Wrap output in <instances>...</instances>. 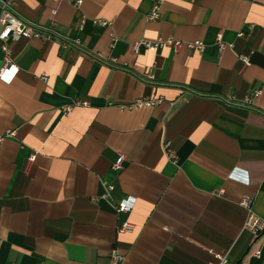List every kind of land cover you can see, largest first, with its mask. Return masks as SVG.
<instances>
[{
  "label": "crops",
  "instance_id": "1",
  "mask_svg": "<svg viewBox=\"0 0 264 264\" xmlns=\"http://www.w3.org/2000/svg\"><path fill=\"white\" fill-rule=\"evenodd\" d=\"M77 1L16 0L51 39L12 41L0 79V264H264L240 205L264 219V0ZM159 39L205 48L135 49Z\"/></svg>",
  "mask_w": 264,
  "mask_h": 264
},
{
  "label": "built area",
  "instance_id": "2",
  "mask_svg": "<svg viewBox=\"0 0 264 264\" xmlns=\"http://www.w3.org/2000/svg\"><path fill=\"white\" fill-rule=\"evenodd\" d=\"M163 0H155L152 10L147 17L148 21H155L160 18V5ZM77 6L82 4L81 0H78L75 3ZM16 0H0V41H1V52H2V61L3 65L0 69V79L4 81H11L14 76L18 73V68L12 63V51L10 48V43L15 41L21 37L31 38V39H51L47 34L42 35V31L21 19L17 13L15 12ZM96 24L100 26H108V23L105 21H97ZM217 46L220 51L225 50L228 46L223 42L222 35L219 34L216 39ZM141 47H144L148 51L156 52L158 49H162L164 47H171L175 52L181 50L183 47L189 50H198L199 52L204 51V44L201 42L195 43H183L179 41H174L173 39H159L156 42H145L142 41L135 45L136 51H138ZM239 60L242 64L241 71L242 73L251 66V60L249 56H239ZM45 80V77H43ZM159 103L157 99H142L136 101L133 105L126 106L123 109H133V108H152ZM66 115H69L72 111L71 107H66L63 109ZM12 136V134L8 135H0V143L3 142L7 137ZM166 152L168 158L172 161L176 160V155L174 151L170 148L169 143L165 145ZM124 156L120 155L116 162L113 165V169L115 171H120L124 167ZM107 193L113 190L112 186L106 187ZM105 198H108V194L105 195ZM134 199H126L117 207V212H129L134 207ZM242 207L247 210L248 217L244 223L243 230L251 233L254 237L260 236L264 234V219L255 214L252 210L251 200L243 199L240 203ZM134 231V226L130 224H123L119 229L120 233H131ZM259 256V253L256 254ZM112 261L115 264H121L124 261V256L120 255L116 249L111 252ZM220 262L219 264H226L227 258L226 256H218Z\"/></svg>",
  "mask_w": 264,
  "mask_h": 264
}]
</instances>
